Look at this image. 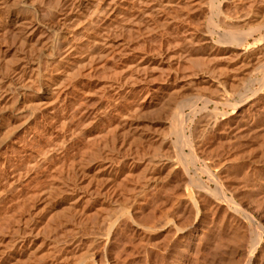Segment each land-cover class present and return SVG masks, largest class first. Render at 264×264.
<instances>
[{
	"label": "bare ground",
	"instance_id": "1",
	"mask_svg": "<svg viewBox=\"0 0 264 264\" xmlns=\"http://www.w3.org/2000/svg\"><path fill=\"white\" fill-rule=\"evenodd\" d=\"M209 60L212 63L208 64ZM182 62L196 68L184 76L189 78L187 82L183 81L184 84L178 75ZM262 95L264 0H0V264H23L30 258L33 260L36 249L26 247L28 237L35 233L37 241L43 236L46 240L51 233L60 231L63 235L71 230L63 231L68 226L74 227L68 240L63 237L59 241V236L55 237L60 245L57 246L60 248L56 254L58 260L61 257L66 260L74 256L71 252L83 248L81 256L89 258L88 261L76 259L80 256L77 254L73 259L84 264H102V259L98 262L96 257L108 255L111 261L113 248L122 252L120 246H126V239L132 237L129 233L133 230L130 229L126 232L129 237L124 239L125 227H137L134 229L137 233L138 227L142 226V229H149L145 248L151 250L150 254L153 252L152 260H145H151L149 264L157 261L161 264L167 256L162 251L168 253L167 247L174 244L172 241L168 245L174 232H164L170 220L165 221L169 218L162 216L167 217L170 211L174 213L173 203L167 204L170 205L169 212L166 211L169 208L162 207L168 213L159 212L163 217L160 218L152 211L158 209V202H154L157 205L154 207L153 202L146 201L154 207H148L147 211L151 209V213L156 214H150L155 216H152L154 220L150 218L151 222L155 221L151 226L146 222L139 223L144 219L142 217L136 220L138 208L133 209V205H140L138 201L150 195L144 198L150 186L159 183L163 173L165 178L170 176L176 165L171 159L173 154L184 156L186 150L188 153L181 159L190 156L194 165L192 173H204L207 182L215 186V190L208 189L209 184L198 177L201 184L200 189L195 188L196 196H202V192L203 196H213L215 191V195L217 192L228 202L224 172L231 167L228 163L232 161L224 158L222 162L221 156L230 149L244 148V138L233 139L237 133L249 137L250 131L264 132ZM247 105L256 120L244 127ZM229 108L233 109L232 113L228 112ZM186 109L189 112L185 114ZM141 110L146 116L151 113V118L155 115L151 121H155L157 115L160 119L156 124L162 122L164 118L161 117L171 120L168 124L162 122L161 132L154 129L162 136L160 140L150 132L153 129L151 121L133 127L134 119L138 118L134 114L138 115ZM191 117H199V122L193 123H198L194 128L188 124ZM120 123L127 126V131L109 135L100 142L101 134L114 130L113 126ZM209 129L213 130L212 136H207L211 134ZM206 132L209 134L204 135ZM172 134L177 139L174 143ZM104 160L108 162L105 170ZM185 164L180 170L184 179L171 183V194L181 183L195 180ZM214 166H218V172L212 169ZM80 177H86V180L79 181ZM165 178H161L162 181ZM104 179L117 183L124 196H114V190L103 193L100 181ZM164 188L165 184L163 190H158L165 191ZM184 188L183 191L180 189L183 194L186 193ZM208 190L213 191L209 193ZM81 192L84 195L78 196ZM159 194L158 191L153 197ZM189 194L181 197L179 192L175 193L176 197L180 195L177 207L192 205L196 220L201 212L207 217L212 207L208 209L204 206L206 203L200 207L201 204ZM39 196H45L41 208L35 206L36 212L31 210L28 214L21 211ZM212 202L213 206L218 201ZM233 206L234 210L225 211L232 220L241 211L242 204L241 207ZM159 208L162 211L160 205ZM144 211L139 213L145 214ZM189 212L181 218L192 217ZM188 222L189 219L185 220L176 229L175 237L180 241L187 232L185 227L192 225ZM248 222L245 218L240 223L247 226ZM102 223H106L104 227ZM242 227L245 228L239 229ZM40 228L45 234L39 233ZM121 235L127 244L124 241L117 247ZM261 238L262 230H256L253 240L258 243ZM128 241L134 247L135 243ZM80 244L82 247L78 246ZM98 246H102L100 253L98 248L94 252ZM249 251L252 254V250ZM68 253L72 255L66 257ZM112 254L116 259L120 257ZM144 255L149 257V254ZM154 255L159 260L154 262ZM118 261L124 263L121 259ZM40 263L37 257L36 264Z\"/></svg>",
	"mask_w": 264,
	"mask_h": 264
},
{
	"label": "rangeland",
	"instance_id": "2",
	"mask_svg": "<svg viewBox=\"0 0 264 264\" xmlns=\"http://www.w3.org/2000/svg\"><path fill=\"white\" fill-rule=\"evenodd\" d=\"M207 63L208 64H210V63H212V60H209V61H207ZM196 70V68H195V66H192V65H190V64H188V63H183L182 62V65L179 67V69H178V75L180 76V78H181V82L183 83V81H186L187 82V79L189 80V78L187 77H184V76H188V74H190L191 72H194ZM185 83V82H184ZM183 83V84H184ZM193 93H196V92H193ZM262 96H264V95H262ZM264 105V98L262 99V104H261V107ZM248 106V107H247ZM247 106H245L246 108L244 109V116H245V119H249L248 121L247 120H245V125H244V127L245 126H247L248 125V123H250L252 120H256V118L255 117H253L252 116V109L251 108H249V105H247ZM213 108V106L212 105H210V109H212ZM251 109V110H250ZM144 111H145V109H143ZM143 110H141V112L139 111V112H137V113H141L139 116L137 115V114H134L135 116H137L138 118H136V117H134V118H136V119H134L135 121H134V125H133V127L135 126V125H137V126H139L140 124L142 125H144V124H146V123H151L150 124V126L153 128H151L152 130H150V132H152V136L153 137H155V138H157V140H160L161 138L160 137H162V136H159V131H155L154 132V129H160V132H161V129H162V127H163V124H162V122H165L166 124H168V123H170V119L168 118V120L167 119H165V117H161V119L162 118H164L163 120H162V122H160L159 124H156V120H158V119H160L157 115H156V120L155 121H151V119L153 120V118L155 117V115L153 116V118H151L150 117V115H152L151 113H146V114H148L147 116L146 115H144V113H142L143 112ZM229 110L230 111H228L229 113L231 112H233V109L231 110V108H229ZM189 112V110L188 109H186L185 110V114L186 113H188ZM247 112V113H246ZM248 114V115H247ZM142 115H144L143 117H142ZM146 116V117H145ZM150 117V119H149V117ZM146 118H148L147 119V121H145L146 120ZM193 117H191V119H192ZM197 118V117H196ZM196 118H193L191 121H190V119H189V122H188V124L189 125H191L192 126V128H194V126H197V124H194L193 125V123H195V122H199V117L196 119ZM252 118V119H251ZM136 120H138V121H136ZM165 120V121H164ZM170 120V121H169ZM196 120V121H195ZM144 121V122H143ZM151 121V122H150ZM169 121V122H168ZM137 123V124H136ZM123 123H120L119 125L117 124L116 126L114 125L113 126V129L114 130H111V131H109V132H106V133H103V134H101V136H100V138H99V140H100V142H101V140H103L104 138H106V137H110L111 135H115V134H117V133H121V132H125V131H127V126H125V125H122ZM139 124V125H138ZM161 124V125H160ZM141 125H140V127H141ZM142 125V126H143ZM162 126V127H161ZM158 127V128H157ZM159 127H161V128H159ZM125 130V131H124ZM212 130V129H211ZM210 129L208 130V132H210L211 134H209V133H205L204 135H207V134H209V135H207V136H212L213 135V130L211 131ZM188 130H186L185 132H186V134L187 135H189L188 133L189 132H187ZM155 134H154V133ZM157 132V133H156ZM261 133V134H260ZM156 135V136H154V135ZM161 134V133H160ZM263 134H264V132L263 131H261V132H253V131H250V132H248V136L249 137H247V134H246V137H245V134L243 133H237L236 134V136L233 138V139H240V138H244V140H245V146H244V148L243 149H241V150H239V151H234L233 149H230L228 152H225L222 156H221V159H222V162L224 161V158H228L229 160H231L232 161V163H228V166L232 169H228L230 172H232L231 174H230V176H228V174L230 173V172H228V170H226L225 169V172H224V179H225V185H224V191H225V193H226V197L228 198V202H230V203H228L227 202V200L226 201H223V199L221 198L222 196L220 195V194H218L217 195V192H216V195H215V191H214V195L212 196V194H210L211 196H209V197H206V196H203L204 194V192H202V196H196V194H195V192L197 193V190H195V188L196 189H200L198 186L201 184V181H203V182H206L207 184H209V188L208 189H213L215 186H214V183H212V182H207V176L204 174V173H201V172H199V171H197V175L196 174H194V173H192L193 172V170H194V165L193 164H191L192 163V161H191V159H190V156L189 155H187V159L186 158H184V160H182L183 159V157H185L186 156V153H188V150H186L185 151V154H184V156L182 157V156H179V154H177V153H175V154H173L174 156H173V158H171V159H173L174 161H176V163H174V164H176L175 165V167L173 166V168L175 169H173L172 168V172H171V174H170V176L169 177H167L169 180H170V182H169V180L167 179V178H165L166 176H164L165 175V173H163V175H161L162 177V179L163 178H165V181L163 180L162 181V179L160 178V181H159V183L157 182V183H155L154 185H151L150 187L151 188H157V189H154L155 190V192H154V190L152 189L151 190V188L150 187H148V189L150 190V191H148V189L146 190V191H148L146 194H145V196H144V198L147 196V194L149 195V193H150V195L149 196H147L148 198H150V199H148L147 197L145 198V199H147V200H145V199H143V198H141L138 202L140 203V205L142 204V203H144V205L145 206H147L146 207V209H143V208H145V206L143 207V206H140V205H138L137 203L135 204V205H133V209H135V208H138V211H137V209L135 210L136 211V213L138 214V216H136V218H138V219H136V220H139L141 217L142 218H144V219H141V220H139V223L140 222H146V224L147 225H149V226H151L150 224L151 223H155V221H153V222H151L150 221V218L153 216V215H156V214H153V213H151L152 211H155L154 213H158L157 215H158V217H160V218H169V219H165V221L166 220H170L171 221V219H172V222H174L173 224H175V226L174 225H172V222H170V221H167V222H169V223H166V224H168L167 226L165 225V230H164V232H168V234L170 233V232H174V234H171V235H173V239L171 238V237H169V236H171V235H168L167 237H169V238H171V239H169V242L170 243H168V245H171L172 243V241H174V244H172L171 246H170V248H169V246L167 247L168 248V253L165 251V252H163L162 250V253L163 254H165V255H167V256H165V257H163V259L164 260H162L160 263L161 264H244V262H245V264H248V262H249V259L248 258H250L249 256H251V259H250V264H264V136H263ZM110 135V136H109ZM169 135H171L170 133L168 134V136ZM174 134H172V136H170L171 137V140L173 141V143H174V141L176 140L177 141V139H175V136H173ZM244 135V136H243ZM206 136V137H207ZM205 137V136H204ZM177 138V137H176ZM232 139V140H233ZM250 139V140H249ZM256 141L255 143H254V141ZM252 143H251V142ZM249 142H250V144H249ZM256 143H257V145H256ZM101 144V143H100ZM252 144H254V145H252ZM256 145V146H255ZM255 146V147H254ZM257 148V149H256ZM180 157H178L177 155ZM172 155V154H171ZM172 157V156H171ZM175 157V158H174ZM189 157V158H188ZM177 158V159H176ZM182 158V159H181ZM180 160H182V161H180ZM189 160H190V162H189ZM180 161V162H179ZM183 161H186L187 163H189V164H185L186 166H187V168H188V170H189V173H191L190 174V176H193L194 178H195V180H194V182L193 183H181V185H183L184 187H182L181 185L179 186V188L177 187L176 189H175V193H176V195L178 194V192L182 195L181 197H183V195L184 194H189L190 193V191H191V193L189 194V195H191V197L193 196V198H195L196 199V201H198V204L200 203L201 205H199L200 207L201 206H203V204H205L206 203V205H204L205 207H207L208 209H209V207L211 208V209H209V210H211L212 212L214 211V213L212 214V215H210L212 212L210 211L209 213H207V217L206 216H203V213L201 212L200 213V215L198 216V218H197V220L195 219V209H194V207L191 205V206H189V205H186L185 206V204H184V206H181L180 205V207H177L178 205H177V201L180 199L178 196H180V195H178L177 197H176V195H175V193L173 192L172 194H174V196H172V194H171V190H170V187L172 186V184H173V182L175 183V182H180V180L183 178L182 176V173L180 172V170H181V167H184V164H182L183 163ZM237 161H239V163L237 162ZM182 162V163H181ZM222 162H220V163H222ZM104 166H103V168H104V170H105V168L108 166V162L107 161H105L104 160ZM130 163H131V161H130ZM178 163V164H177ZM217 164V163H216ZM219 164V163H218ZM235 164V165H234ZM219 166H220V164H219ZM225 166H226V164H225ZM228 166H226L225 168H227ZM234 166V167H233ZM178 167L180 168V169H178ZM217 168H218V166L217 167H212V169L214 170V171H216V172H218L217 171ZM238 168V169H237ZM219 169V168H218ZM174 171H176L178 174L177 175H179V176H177L176 175V172H174ZM181 174H180V173ZM174 173H175V175H174ZM172 174H173V176H172ZM164 176V177H163ZM174 176H176V177H174ZM170 177H172V178H170ZM181 177V178H180ZM198 177H200V178H198ZM175 178V179H174ZM178 178V180L179 181H177L176 179ZM201 179V181L200 180H198V179ZM184 179V178H183ZM86 180V177H80L79 178V181H85ZM168 180V181H167ZM175 180V181H174ZM162 182V183H161ZM165 182V183H164ZM100 183H102V184H100V186L102 187V190H103V193L105 192V193H108V192H110V191H112V190H114V191H116L113 195L114 196H118V197H120V196H124V195H122L123 193L121 192V187H118L117 186V183L115 184L114 183V181H112L111 179H104V180H101L100 181ZM167 183V184H166ZM172 183V184H171ZM257 183V184H256ZM157 184H159L158 186H159V188H160V190H163L162 188L164 187V184H165V188H164V190L165 191H160V190H158L159 188H158V186L156 187V185ZM197 184V185H196ZM254 184V185H253ZM136 185H138L137 183H136ZM188 187H187V186ZM196 185V186H195ZM257 186H259V187H257ZM47 187H48V185H47ZM134 187V186H133ZM168 187V188H167ZM180 187H182V188H180ZM248 187V188H247ZM252 187V188H251ZM136 188V187H135ZM183 188H184V190H186V191H184V192H186V193H184L183 194V192H181V191H183ZM187 188H189V189H187ZM239 188V189H238ZM246 188V189H245ZM180 189H181V191H180ZM192 189V190H191ZM206 189V188H205ZM238 189V190H237ZM244 189V190H243ZM159 191V193L161 192V194H159V196H161L160 198H159V196H154L153 197V195H156L157 193H158V191ZM187 190H189V192L187 191ZM213 190H215V189H213ZM213 190H208V191H211V192H209V193H212V191ZM237 190V191H236ZM242 190V191H241ZM152 191V192H151ZM157 191V192H156ZM151 193H152V195H151ZM156 193V194H155ZM128 194V193H127ZM193 194V195H192ZM84 195V193L83 192H81V193H79V195L78 196H83ZM215 196H217V197H215ZM220 196V197H219ZM45 196H39V197H36L35 199H34V201H31V202H29V203H27V205L26 206H23V208L21 209V211L24 213H26V214H28L27 212H29V211H31V210H33V212H36L35 210V206L36 207H40L41 208V206H42V200H43V198H44ZM152 197V198H151ZM156 197V198H155ZM163 197V198H162ZM166 197V198H165ZM168 197V198H167ZM172 197V198H171ZM205 197H206V199H205ZM42 198V199H41ZM159 198V199H158ZM210 198H211V200L212 201H215V203H216V200L218 201L215 205H213L212 206V204H213V202L212 203H210ZM214 198V199H213ZM143 199V200H142ZM151 199H152V201H151ZM178 199V200H177ZM221 199V200H220ZM161 200V201H160ZM163 200V201H162ZM168 200V201H167ZM232 200V201H231ZM144 201V202H143ZM146 201H148L147 203H149V202H153V203H151V204H153V206L155 207V206H157L158 204L161 206V209H162V207H164L165 209H167V208H169V209H167L166 211H168L169 212V210H171L170 209V205H171V203H169V201H171L173 204V207H172V212H174V213H171V211L169 212V214H170V216H173V217H171L170 218V216H169V214H167L168 216L166 217V216H164V215H162L163 217H161V215L159 216V212H161L160 214H162V213H168V212H166L165 211V209L163 208L162 209V211H159V205H158V209H157V207L154 209V207L152 208L151 206H149V204L147 205V203H146ZM158 202L157 203V205H156V203H155V205H154V202ZM200 201V202H199ZM205 201H207V202H205ZM209 201V202H208ZM238 201H239V203H238ZM160 203H162V204H160ZM220 203V204H219ZM235 203V204H234ZM167 204H170V205H167ZM209 204H211V205H209ZM222 204V205H221ZM224 204H225V206H224ZM236 204H237V206L238 207H241V204H242V207L240 208L241 209V211H239V213L235 216V219H231L230 217H228L227 216V213L228 212H230V211H232L231 209H233V205H235V207H236ZM240 206H239V205ZM137 205V206H136ZM164 205V206H163ZM176 206V208H175V206ZM226 205H228V206H226ZM134 206H136V207H134ZM189 206V207H188ZM224 206V207H223ZM139 207L141 208V210L139 209ZM151 208V209H154V210H152L151 211V209H150V211H147V210H149V208ZM181 207H186L185 209H182ZM216 207V208H215ZM218 207V208H217ZM227 207V208H226ZM148 208V209H147ZM179 208H181V209H179ZM224 208H226V210L224 209ZM39 209V208H38ZM133 209H131V210H133ZM143 209V210H142ZM174 209H177V210H174ZM243 209V210H242ZM140 210V211H139ZM145 210V211H144ZM182 210V211H181ZM234 210V209H233ZM134 211V210H133ZM141 211H144V212H146L144 215H146V216H143V214L142 213H139V212H141ZM158 211V212H157ZM177 211V212H176ZM181 211V212H180ZM189 212L190 214H188V216L190 215V216H192V217H190V218H188L189 219V222L192 220V222H190V224H192V225H190V226H188L187 228L185 227V229H186V231L187 232H185V234H184V240H182V241H180L178 238H176L177 236L175 235L176 234V229L177 228H179V227H181V225L183 224L182 222H184L185 220H188V219H182L184 216H182V215H187V213L186 212ZM227 213H226V212ZM248 211V212H247ZM182 212H185L184 214L182 213ZM223 212V213H222ZM225 212V213H224ZM149 213V214H148ZM177 213V214H176ZM120 214V213H119ZM140 214H142V215H140ZM150 214H153V215H150ZM174 214V215H173ZM222 214H225L224 216H222ZM117 216H118V214H116ZM166 215V214H165ZM117 216H115L114 218H116ZM140 216V217H139ZM178 216V217H177ZM180 216V217H179ZM210 216V217H209ZM153 217H155V216H153ZM152 217V219L154 220V218ZM157 217V216H156ZM182 217V218H181ZM208 217H209V219H208ZM212 217V218H211ZM238 217H239V220H238ZM244 217V218H243ZM147 218H149L147 221L145 220V219H147ZM176 218V219H175ZM185 218V217H184ZM192 218V219H191ZM201 218H203V219H206V221L205 220H201ZM211 218V219H210ZM227 218V219H226ZM228 218H230V219H228ZM241 218H242V220H241ZM245 218H247L248 219V225L247 226H250V227H247L245 224H243V223H240V222H242L243 221V219H245ZM181 219L182 220H184V221H182L181 222ZM191 219V220H190ZM209 221H208V220ZM224 221H223V220ZM238 220V221H235V220ZM112 220H113V218H112ZM158 220V219H157ZM179 220V221H178ZM222 220V221H221ZM241 220V221H240ZM252 220V221H251ZM198 221V222H197ZM232 221V222H231ZM235 221V222H234ZM179 223V225H178V223ZM181 222V223H180ZM188 222V223H189ZM206 222H208V223H206ZM223 222V223H222ZM230 222V223H229ZM234 222V223H233ZM252 222V223H251ZM137 223V222H136ZM135 223V224H136ZM203 223V224H202ZM229 223V224H228ZM231 223H232V225H231ZM101 224V223H100ZM103 224V223H102ZM104 224H106V223H104ZM103 224V227L105 226ZM138 224V223H137ZM136 224V225H137ZM221 224V225H220ZM228 224V225H227ZM261 224V225H260ZM154 225V224H153ZM176 225H177V227H176ZM207 225V226H206ZM236 225V226H235ZM244 226L245 228H241V229H239V227H241V226ZM255 225H256V227H258V228H256V229H254L255 228ZM100 226H102V225H100ZM99 226V227H100ZM172 226V227H171ZM193 226V227H192ZM196 226V227H195ZM201 226V227H200ZM206 226V227H205ZM219 226H220V228H219ZM231 228H230V227ZM253 226V227H252ZM96 227H98V226H96ZM95 227V228H96ZM142 227V226H141ZM141 227H138V228H140V229H138L136 232L137 233H135V230L137 229V227H136V229H135V227H129V229H128V227H125L126 229V231H124L125 233H124V235L126 236H124V239H126V238H128L129 237V235H128V233H126V232H129V230L131 229V230H133V232H130L129 234H130V236H132V237H130V238H128V239H126V241L128 242V244H129V246H128V244L126 243V241L123 239V236L121 235L120 236V239H119V237L117 236V239H116V242L118 241V239L120 240V241H122L121 239H123V241L122 242H117V244H116V246L117 247H119V243H121V244H123V242L125 241V243L127 244L126 246H123V248L120 246V249H121V251L122 252H120L119 250H114L115 248H113V250H112V252L110 253L111 254V257H113L112 259H116V257H114L113 256V254L112 253H114V255L116 254L119 258L118 259H121L124 263H122V261H121V263L122 264H149V262L151 263V260H152V258H153V252L150 254V252L149 251H151V250H149L148 251V247L147 248H145V241H146V236H147V231L149 230H147V228L145 227H143V229L141 228ZM235 227V228H234ZM247 227V228H246ZM262 227V228H261ZM66 229H63V231H65V230H67L68 228H71V230L70 229H68V231H65L64 233H65V235H64V233H63V235H60L61 234V232L60 231H58V233H51L50 234V237L47 239L46 238V240L44 239V237L45 236H43V239L45 240H43V239H38V241L36 240V238L34 237V235H35V233H33L30 237L31 238H29L28 237V242L25 244L26 245V247L28 248H32V250L35 248L36 250H35V253H34V257H32V258H34L33 260L30 258L29 260H27L25 263H23V264H36V261H37V257H38V260H39V263L40 264H66V262L68 263V264H71V263H74V264H76L77 262L76 261H79L77 264H84V263H82L84 260L86 261H88V259L89 258H83V256H81V253H82V251H83V248H82V250L80 251V249H78V250H74V252H71L72 254H74V256L72 255V254H70V253H68L67 255H66V257H69V255H72V256H70L69 258H65L66 260H64V257H61V258H59V260L58 259H56L57 258V255L59 254L58 252H59V250H60V248H58L57 246H59L60 247V245H58V243H57V239H60L59 241H61L62 239H64L63 237H68L67 238V240L70 238V236H72L71 234H72V232H73V230H74V227H65ZM94 228V229H95ZM167 228H168V230H167ZM170 228H172V230L170 231L169 229ZM175 228V229H174ZM190 228V229H189ZM195 228V229H194ZM207 228V229H206ZM222 228V229H221ZM238 228V230H236ZM128 229V230H127ZM135 229V230H134ZM175 231H174V230ZM206 229V230H205ZM209 229V230H208ZM233 230V232L231 231V230ZM235 229V230H234ZM247 229V230H246ZM254 229V230H253ZM40 231H39V233L40 234H45L44 233V230H43V228H40L39 229ZM42 230V231H41ZM130 230V231H131ZM239 230H241L242 232H244V233H242L241 231V233L239 232ZM245 230V231H244ZM249 230H250V232H249ZM256 230L258 231V230H262V238H261V240L258 242V243H256V241L255 240H253V238H254V235H255V232H256ZM8 231V230H7ZM7 231H5V233L7 232ZM141 231H144V232H142L141 233ZM208 231V232H207ZM219 231V232H218ZM221 231V232H220ZM228 231V232H227ZM69 232L71 233V234H69ZM138 232H139V234H138ZM146 232V233H145ZM239 232V233H238ZM247 232H249V233H247ZM8 233V232H7ZM67 233V234H66ZM133 233V234H132ZM188 233V234H187ZM199 233V234H198ZM217 233H219V234H217ZM232 233H233V235H232ZM127 234V235H126ZM132 234V235H131ZM230 234V235H229ZM238 234H242V235H240V236H238ZM3 235H5L4 233H3ZM55 235H57V236H55ZM69 235V236H68ZM138 237H137V236ZM188 235V236H187ZM219 235V236H218ZM223 235H224V238H223ZM227 235H229V236H227ZM232 235V236H231ZM59 236V237H58ZM128 236V237H127ZM176 236V237H175ZM209 236H210V238H209ZM215 236V237H214ZM244 236V237H243ZM57 239H56V238ZM137 237V238H136ZM189 237H190V239H189ZM240 237V238H239ZM241 237H243L242 239H241ZM51 238V239H50ZM132 238H134V242H132ZM189 240H188V239ZM212 238V239H211ZM216 238V239H215ZM221 240H220V239ZM227 238H228V240H227ZM237 238H239L240 240H238ZM250 238V239H249ZM49 239H50V241L52 240V242H50L49 241ZM53 239H56V240H54L53 241ZM131 240V243H135L134 244V247H132L133 245H131L130 244V242L128 241V240ZM215 239V240H214ZM224 239L226 240V241H224ZM252 239V243H251V240ZM180 242H179V241ZM211 240H212V242H211ZM219 240H220V242L221 241H223V242H219ZM230 240V241H229ZM40 241H42V244H41V242ZM175 241H176V243H175ZM177 241H178V243H177ZM200 241V242H199ZM207 241H209L208 243H207ZM216 241V242H215ZM240 241V242H239ZM40 242V246L38 245V243ZM184 242V243H183ZM197 242V243H196ZM229 242V243H228ZM54 243H55V245H54ZM203 243V244H202ZM226 243V244H225ZM242 243H243V245H242ZM245 243V244H244ZM251 243V244H250ZM33 244V245H32ZM47 246H46V245ZM120 244V245H121ZM138 244V245H137ZM198 244H199V246H198ZM211 244H212V246H211ZM220 244V245H219ZM229 244V245H228ZM233 244V245H232ZM250 244V245H249ZM257 244V245H256ZM43 245V246H42ZM82 244H80V245H78V246H80V247H82L81 246ZM125 245V244H124ZM197 245V246H196ZM209 245V246H208ZM224 245V246H223ZM241 245V246H240ZM256 245V246H255ZM33 246V247H32ZM36 246V247H35ZM44 246H45V248H44ZM115 246V247H116ZM137 248H136V247ZM38 247V248H37ZM41 247H43V250H42V248ZM54 247V248H53ZM100 247H102V246H100ZM99 246L98 247H96V250L94 251V252H97L98 251V249H99V251H98V253H100V249L102 250V248H100ZM129 247V248H128ZM181 247V248H180ZM189 247V248H188ZM53 250H52V249ZM79 248V247H78ZM98 248V249H97ZM132 248H133V250H132ZM183 248H184V250H183ZM250 250H252V254H250V252L251 251H249V249ZM253 248V249H252ZM255 248V249H254ZM57 249H59L58 251H57ZM117 249V248H116ZM119 249V248H118ZM146 249H147V251L148 252H146ZM149 249H151L150 247H149ZM169 249H171L170 250V252H169ZM181 249V250H180ZM48 250H50V251H48ZM55 250V251H54ZM137 250V252H134V251H136ZM145 250V251H144ZM175 250V251H174ZM46 251H48V254H47V252ZM54 253H53V252ZM78 251H79V254H78ZM118 251V252H117ZM172 251V252H171ZM81 252V253H80ZM102 252V251H101ZM120 252V253H119ZM146 252V253H145ZM199 252V253H198ZM49 253H52V254H50L51 256H49ZM122 253V254H121ZM167 253V254H166ZM181 253V254H180ZM248 253V254H247ZM54 254L56 255V256H54ZM75 254H77L79 257L78 258H76L75 257ZM109 254V255H110ZM120 254V255H119ZM144 254H149L148 256L149 257H147V255H144ZM76 255V256H77ZM104 255V254H103ZM115 255V256H116ZM151 255H152V258H151ZM169 255V256H168ZM106 256V255H105ZM105 256H102V258H99L98 259V257H96L97 259V261L98 262H100L101 261V259H102V261L101 262H103L102 264H104V262L106 263L108 260L110 261V257L107 255V257H105ZM122 256V257H121ZM146 256V257H145ZM156 255H154V257H155ZM175 256V257H174ZM73 257H75L76 259H80V260H76L75 258L73 259ZM87 257V256H86ZM103 257H105V259H107V260H104V258ZM170 257V258H169ZM171 257H172V259H171ZM72 258V259H71ZM145 258L146 259H149V258H151V260L148 262L147 260H145ZM40 259H43V260H40ZM82 259H84V260H82ZM112 259H111V261L108 263L107 262V264H113L114 263V261H115V263L117 264V262L120 264V262L118 261V259H116L117 260V262H116V260L114 259V261H112ZM127 259V260H126ZM155 259V260H154ZM153 260H154V262L155 261H157V260H159V259H157L156 260V257L154 258ZM176 259V260H175ZM245 259H246V261H245ZM73 260H74V262H73ZM140 260V261H139ZM46 263H45V262ZM64 261H65V263H64ZM84 261V262H85ZM86 261V262H87ZM164 261V262H163ZM169 261V262H168ZM174 263H173V262ZM85 262V263H86ZM125 262H127V263H125ZM147 262V263H146ZM167 262V263H166ZM171 262V263H170ZM114 263V264H115ZM156 264H159V262L157 261V262H155ZM99 264H101V263H99Z\"/></svg>",
	"mask_w": 264,
	"mask_h": 264
}]
</instances>
